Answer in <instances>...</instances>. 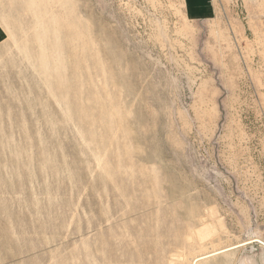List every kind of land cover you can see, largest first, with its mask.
I'll return each mask as SVG.
<instances>
[{"label": "rangeland", "instance_id": "obj_1", "mask_svg": "<svg viewBox=\"0 0 264 264\" xmlns=\"http://www.w3.org/2000/svg\"><path fill=\"white\" fill-rule=\"evenodd\" d=\"M28 1H0V264H264V0Z\"/></svg>", "mask_w": 264, "mask_h": 264}, {"label": "bare ground", "instance_id": "obj_2", "mask_svg": "<svg viewBox=\"0 0 264 264\" xmlns=\"http://www.w3.org/2000/svg\"><path fill=\"white\" fill-rule=\"evenodd\" d=\"M30 8L32 9L33 6L30 7ZM241 245H244V244H241ZM235 247H238V246H234V247H231V248H235ZM231 248H228L227 251L230 250ZM225 251H226V249H223V250H217V251H213V252H210V253H205V254L199 255L196 258H194V260H193L195 262L194 264H197V263H199V262H201L203 260H206V259H208L210 257H213V256H216L218 254H221V253H223Z\"/></svg>", "mask_w": 264, "mask_h": 264}, {"label": "crops", "instance_id": "obj_3", "mask_svg": "<svg viewBox=\"0 0 264 264\" xmlns=\"http://www.w3.org/2000/svg\"><path fill=\"white\" fill-rule=\"evenodd\" d=\"M0 1H2V0H0ZM187 1L186 2L189 3L190 6L194 7L195 5H191V4H194L195 2H197L199 0H187ZM13 2L15 3L16 0H13ZM28 2H29V4L27 5V7L30 9L31 2H30V0ZM20 7H25V5L22 4ZM5 37H6V30H5L4 26L2 25V23L0 22V44L3 42Z\"/></svg>", "mask_w": 264, "mask_h": 264}]
</instances>
